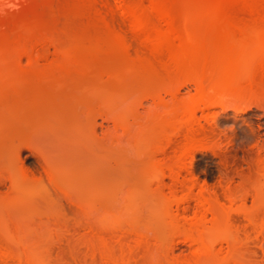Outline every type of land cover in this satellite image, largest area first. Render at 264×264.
<instances>
[{
  "label": "rangeland",
  "instance_id": "rangeland-1",
  "mask_svg": "<svg viewBox=\"0 0 264 264\" xmlns=\"http://www.w3.org/2000/svg\"><path fill=\"white\" fill-rule=\"evenodd\" d=\"M5 1H14L16 6L5 5L0 10V264H26L17 257H4L2 252L3 247L19 252L22 246L31 250L37 264H103L100 253L93 254L92 244L103 238L110 253L120 256L119 248L122 250L123 244H132L137 230L146 237L149 254L146 253L154 260V252L159 261L167 255H189L193 244L185 240L184 235L172 236L165 222L162 224L159 219L170 195L172 180L165 178V184L158 189L153 173L167 155L156 146L163 141V130L168 127L163 122L165 116L175 102L195 93L196 85L188 83L173 96L164 91L163 85L160 90L155 77L152 81L156 96L144 97L150 92L148 85L154 84H148L150 78L146 79L149 82L143 80L144 76L157 74L150 68L169 77L185 69L187 62L177 72L168 68L164 72V67L171 65L168 57L171 54L167 51L161 54L160 58L164 55L163 59H169L166 64L162 59L160 65V61L157 63L156 57L153 58L155 54L149 51V45L115 18V7L126 0ZM212 1L216 0H208ZM226 9L231 15L248 16L238 4ZM204 31L203 28L197 30ZM118 33L127 35L128 53L117 39ZM216 38L208 39L216 44ZM26 47L38 53L39 59L31 61L27 55L18 57ZM141 55L147 65L141 63ZM149 59L159 66H150ZM132 60L138 61L139 72ZM126 63L135 69L136 72L132 71L135 75L129 71L130 67H125ZM143 68L149 69L151 74H146ZM115 69L120 70L118 73L130 74L122 79L121 73H113ZM108 73L122 80L110 78L112 74ZM99 77L104 78L103 81ZM125 78L137 84H128ZM171 86L175 87L176 82ZM105 103L111 108H105ZM254 104L244 111L222 105L199 111L205 126L200 134L203 147L189 159V168L184 173L198 185L194 187L195 192L204 186L216 192L223 202L230 192L240 196L231 218L232 231L235 230L240 241L236 239L235 242L239 241L236 246L224 239L215 244L222 256L233 250L231 246L235 247V252L231 253L239 261L235 259L234 264H264V233L257 234V228L252 227L244 213L258 208L254 203L253 184L258 160L264 159V107ZM115 107L121 109L116 113L119 120L111 111L113 108L117 111ZM41 128H54V131L43 129V132ZM160 132L163 133L160 135ZM29 137L43 141H39L41 145L37 148V144H30L32 140L28 144ZM56 147L60 151L57 152ZM51 155L56 159L60 157L49 164L53 178L51 167L46 163L53 160ZM20 168L29 177L17 186L14 181L23 178ZM190 203L184 210L188 216L193 215L197 206L195 200ZM176 211L175 205L173 212ZM259 211H264V207L259 205ZM260 212L257 213L261 217L264 214ZM261 230L264 232V228ZM250 233L253 236L249 238ZM170 239H176L178 246L173 253L168 250L172 254H166L167 249L161 247L169 248ZM144 251L138 255L146 257ZM139 256L137 264H147L144 257L140 261ZM159 261L153 264L168 263Z\"/></svg>",
  "mask_w": 264,
  "mask_h": 264
},
{
  "label": "bare ground",
  "instance_id": "bare-ground-1",
  "mask_svg": "<svg viewBox=\"0 0 264 264\" xmlns=\"http://www.w3.org/2000/svg\"><path fill=\"white\" fill-rule=\"evenodd\" d=\"M4 1L5 0H0V10L3 9L5 5L7 6L13 4L14 6H16V3L14 1H10L8 3ZM212 2L210 3L208 2V0H126L121 5H117L115 9L112 8L115 12V18L120 19V21L123 22L128 27V29L137 36V39L139 37L141 40L143 39L147 45H149V51L153 52H150L152 53V55L155 54L153 58L156 57L154 59L157 60V63H159L160 61L159 64L161 65V62L164 60V64H166V62L168 63V57H170V61L172 62L169 61V64L171 65L168 67L165 65L166 67L164 68L166 69H163L164 72L167 70V68L170 71L171 69L172 71L175 69L174 71L177 72L178 70L182 69L181 65H183V63L187 62L188 64V66L185 69H182L180 73L173 74L171 72L170 74L173 75L167 77L168 75L164 76L161 75L160 72L158 73V70L153 67L156 64L153 63L155 60H152V62L149 59L150 61L148 60V64L153 67L150 68V70L155 69V72L157 74L154 73V76L152 74L149 77L144 76L143 80L146 81V79L150 78L151 82H149L150 80H147L149 82L148 84H150L153 83L152 79H156V82L161 85L160 90L163 85L164 91L173 96L177 91H179L181 87L187 85L188 83H194L196 85L195 93L183 100L175 102L165 116L166 118L164 117L165 120L160 119L161 121L164 120L163 122H165L168 127H165L166 130L163 128V141L161 140V144H158L156 146L158 151H162L164 154L167 152V155L159 162L157 169L153 173V178H155L157 181L158 186L156 188L158 189H160V186L163 187V184H165V178H170L172 181L170 183V195L166 199L162 217L160 216L159 219L160 221L162 220V224L163 222H165L164 225H167L168 231L172 234V236L177 234L184 235V239L189 240V242L193 244V250L187 256L175 257L172 255L173 257H175L173 258L172 256L167 255V257L170 256L168 259H166L167 257H163L168 262L166 264H169V262L171 264H234V262L236 263L235 259L239 261L238 258H236V256L234 258L231 253L235 252V247L233 248L231 246V249L233 250H231L230 253H224L225 255L222 256V254L220 255L221 251L218 252V250H216L215 244L217 243V241L224 239L226 242L232 241L234 244L231 242V245L236 246L240 241L237 238L239 235H235L236 232L234 233L235 230L232 231L233 227L231 225L232 212L234 209L233 206L237 203L240 196L233 192H230L227 195V201L223 202L216 192H211L204 186L199 187L198 191L195 192L194 187L197 185L196 182L194 181V179L193 181H190L188 177L186 178L184 176V173L189 168V159L193 157L194 153L198 149H201L203 147L200 139V134L205 129V126L201 123L200 116L198 115L199 111L205 112L206 110H210V108L215 105L232 107L235 110L241 111H244L245 109L252 106V103H255L254 105H263L264 107V0H216L215 2ZM231 4H238V6L240 5L243 8L242 10H246L245 12H247L248 16L240 17L239 15L233 13L232 15L231 13H227L226 8ZM13 5H11L10 7H14ZM199 28H203L205 29V31L210 32L208 34L213 35L210 37V35H208L205 31L204 33L197 32ZM116 36H120L117 39L121 41V46L123 48H126L129 43H127L126 41L127 35H121L120 33H118ZM130 36L131 33L128 36L129 41H131ZM208 38H210V40L211 38H216L217 43L211 44L212 42L210 43V40ZM125 51H128L127 48ZM166 51L168 52L167 54L170 53L172 56L168 55V57H166L167 60L163 59L164 55L160 58V55L164 54ZM21 54L17 56L21 58L23 55H27V57L31 59V61H36L40 57L39 54L33 51L31 47L22 49ZM18 57H16V60L19 59ZM140 57L141 58H139L138 56L136 58H143L142 55ZM129 59L131 60L133 58L129 57ZM144 59L147 60V58ZM132 61L136 63L135 65L132 62V64L134 65L133 67L138 71V61ZM141 63L144 64L143 59ZM132 64L130 63L129 65ZM143 64L142 66L139 64V66L143 67L144 65H147ZM129 65H127L126 63L125 67L129 69ZM89 66L92 69V65L90 64ZM180 67L181 69H179ZM104 68L102 69V71L105 70ZM126 68L125 70L123 69L124 72L127 70ZM160 68H162V66ZM130 69L131 70L129 71L132 72L133 69L131 67ZM88 70H90V68ZM147 70L149 69H144L146 74L150 72H148ZM119 71L120 70H118V72ZM1 72L2 70H0V73ZM116 72L117 71L115 69L113 73L115 74ZM118 72L117 74L121 73ZM127 73L130 74V72ZM114 74H112L110 78L118 79V81H121L125 77L124 75H127L125 73H121V79V77H118ZM133 75H135V73ZM107 77L106 79H110ZM100 78L101 77H99V79ZM103 79L101 78L100 80L103 81ZM143 80L141 79V82H143ZM124 81L127 82L128 80L126 79ZM134 81L131 80V82L135 83ZM136 81H138V79H136ZM58 82L64 83L63 81ZM107 82L111 81L107 80ZM129 82L130 79L128 81V84ZM173 82H176L175 87L171 86V83ZM148 86L150 92L147 93L148 96L146 95L144 97H149V95L151 97L156 96V92L154 91L156 90L155 84H151V86ZM169 86H171V88ZM108 106L109 105L106 104L105 108L109 109L110 106ZM113 110L115 109L113 108ZM113 110H111L113 113L115 112L113 115H116V113H119L121 109H118L119 111L117 110V108V111ZM124 112L126 113V111ZM124 112L122 111L121 113ZM116 116L119 120L120 117H118V115ZM124 118H126V114ZM153 118H155V115L153 116ZM124 123L126 122L124 121ZM165 123L162 124L165 125ZM119 124H122V122ZM41 129L42 131L43 129H45L44 131L48 130L49 132L54 128ZM161 133L163 132H160L159 134L161 135ZM30 138L32 137L27 138L28 144L29 141L32 140L31 142H33L34 144L31 142L30 144L34 146L35 144H37L38 148L40 144L39 141H41L42 139L38 141L35 138ZM43 145L46 146L44 142ZM54 146H51V148ZM57 147L56 151L58 152L60 151L59 149H61V146L58 147L59 149ZM169 149L172 150V154L168 152ZM57 152H55L53 155L56 156ZM61 153L63 154V151ZM53 155H51L50 158H52ZM61 157L63 158V155ZM47 158L45 160H47ZM58 159H60V157ZM58 159L53 157V160L51 159L50 161H46V163L48 162L47 164L49 166V164H53L50 163L51 161L54 162ZM50 171L51 177L53 178L54 174L52 173V167ZM19 172L23 174V178L19 180L16 179L14 181L17 186H21L24 180L29 177L26 171L22 168L19 169ZM256 172L257 178L256 182L253 184V198L255 200L254 203L256 202V205L258 204V208L255 211L254 209L251 211L245 210L244 213L248 222L252 224V227L255 226L257 228V234L258 232H262L263 234L264 232L261 229L264 228V211H259V205L260 208L264 207V159L258 160ZM38 181L40 183L41 179H38ZM158 189L155 190L159 191ZM242 199H244V196ZM191 200H195L197 206H195L196 208L194 207L195 210L193 212V215L188 216L186 215L184 210L189 207V205L191 204ZM173 204L177 206L176 212H173V207L175 206H173ZM182 205L183 207H181ZM180 209H182V211H180ZM257 212H260L263 216L260 217ZM108 228L109 226H107V229ZM113 229L114 228H112V230ZM163 230H166L167 232V229ZM254 231L256 232V230ZM15 233L18 235L20 232ZM169 235L170 234H166V236ZM250 235L251 233L249 234V238ZM252 236L253 235H251V237ZM135 237L136 238H133L134 240L132 244H123V247L121 246L123 248L122 250L121 248H119V250L122 251V254L120 256H115L110 253L111 249L103 238V240L100 239L99 242H95V244H92L91 250L93 254L97 251L100 253L101 258H104L103 264H137V262H139L137 259V257L139 256L138 253L140 251L146 250L144 252L145 254H147L149 251L148 245L146 243V237L143 236L142 232L137 230L135 233ZM236 239H238L239 241L235 242ZM248 239L247 241H249ZM175 240L176 239H170L171 243H169V248H163V246L161 245L162 249H167L166 254H172V251L178 246V241ZM145 245L147 247H144ZM168 250L172 253H168ZM2 252L4 254V257L6 258L17 257L21 261L23 260V263L25 262L26 264H37L34 255L27 247L25 248L24 246H22V249L19 252L13 251L7 247H3ZM154 253L157 258V252ZM148 254L146 257L142 255L147 264H150L149 262H152L151 264H153L156 261H159L158 258H155V260L154 258L152 259V257H149ZM142 257L140 258V261ZM162 259L159 262L165 263V260Z\"/></svg>",
  "mask_w": 264,
  "mask_h": 264
}]
</instances>
